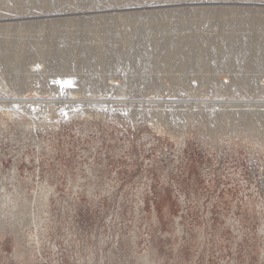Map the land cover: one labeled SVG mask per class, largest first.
<instances>
[{"label":"rangeland","instance_id":"1","mask_svg":"<svg viewBox=\"0 0 264 264\" xmlns=\"http://www.w3.org/2000/svg\"><path fill=\"white\" fill-rule=\"evenodd\" d=\"M0 264H264V0H0Z\"/></svg>","mask_w":264,"mask_h":264},{"label":"snow or ice","instance_id":"2","mask_svg":"<svg viewBox=\"0 0 264 264\" xmlns=\"http://www.w3.org/2000/svg\"><path fill=\"white\" fill-rule=\"evenodd\" d=\"M67 83H68V84H70L71 82H70V81H68Z\"/></svg>","mask_w":264,"mask_h":264},{"label":"bare ground","instance_id":"3","mask_svg":"<svg viewBox=\"0 0 264 264\" xmlns=\"http://www.w3.org/2000/svg\"><path fill=\"white\" fill-rule=\"evenodd\" d=\"M18 48V47H17Z\"/></svg>","mask_w":264,"mask_h":264}]
</instances>
